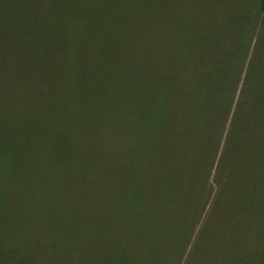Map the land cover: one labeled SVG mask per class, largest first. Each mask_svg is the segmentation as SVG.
Returning <instances> with one entry per match:
<instances>
[{"label": "trees", "instance_id": "obj_1", "mask_svg": "<svg viewBox=\"0 0 264 264\" xmlns=\"http://www.w3.org/2000/svg\"><path fill=\"white\" fill-rule=\"evenodd\" d=\"M179 1L0 0V264H184L264 122V69L241 87L245 24ZM246 171L199 264H264V173Z\"/></svg>", "mask_w": 264, "mask_h": 264}, {"label": "rangeland", "instance_id": "obj_2", "mask_svg": "<svg viewBox=\"0 0 264 264\" xmlns=\"http://www.w3.org/2000/svg\"><path fill=\"white\" fill-rule=\"evenodd\" d=\"M179 5L184 10L182 16L190 15L193 18H199L202 17L204 12H208L214 22L230 21L232 16H237V22L245 24L242 26H244L245 34L248 36L247 43L250 44V51L244 68L243 78L241 79V87L247 81V71L249 74V67L251 65H254L256 70L253 68V71L249 75L248 83L249 86H258L260 80L257 72L264 69V10L261 9V0H180ZM238 23L234 24L236 28L240 26ZM234 25L233 28H235ZM242 31H239V33L241 34ZM230 32H233V30H230ZM251 95L248 90L247 100L252 98ZM262 141H264V122L258 127L242 153L228 169L221 183L215 185L214 192L185 256L184 264H199V254L203 248L207 234L213 226L216 213L223 203L230 182L238 169L240 167H244L246 170L249 169L250 173L246 171V179L256 171H263L264 173V158L262 162L260 160L261 154L264 155V148H261ZM249 166L250 168H248Z\"/></svg>", "mask_w": 264, "mask_h": 264}]
</instances>
